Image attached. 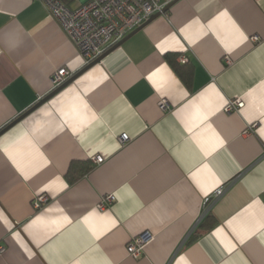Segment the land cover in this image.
Wrapping results in <instances>:
<instances>
[{
	"label": "crops",
	"instance_id": "1",
	"mask_svg": "<svg viewBox=\"0 0 264 264\" xmlns=\"http://www.w3.org/2000/svg\"><path fill=\"white\" fill-rule=\"evenodd\" d=\"M84 61L43 0H0V130ZM0 242V264H264V0H179L3 133Z\"/></svg>",
	"mask_w": 264,
	"mask_h": 264
},
{
	"label": "built area",
	"instance_id": "2",
	"mask_svg": "<svg viewBox=\"0 0 264 264\" xmlns=\"http://www.w3.org/2000/svg\"><path fill=\"white\" fill-rule=\"evenodd\" d=\"M60 27L66 32L76 47L84 56V66L91 63L109 48L117 44L129 33L142 26L151 16L161 12L170 0H43ZM73 4H76L73 5ZM258 40V36H253ZM187 61V58H183ZM76 72L66 67L58 68L53 75L52 91L65 83ZM165 106V101L162 102ZM244 106L241 98L232 99L225 107L226 112L239 111ZM129 139L122 134L120 140ZM94 162L102 163L105 156L97 154ZM225 188H219L212 195L211 202L221 197ZM115 196L109 194L104 201L113 202ZM206 200V204L209 200ZM48 201V196L39 194L34 199V207L40 208ZM207 212V211H206ZM201 219V218H200ZM200 221V220H199ZM198 221V222H199ZM153 236L145 232L132 238L127 244L128 254L140 258L146 245ZM7 250L5 243L0 242V256Z\"/></svg>",
	"mask_w": 264,
	"mask_h": 264
},
{
	"label": "water",
	"instance_id": "3",
	"mask_svg": "<svg viewBox=\"0 0 264 264\" xmlns=\"http://www.w3.org/2000/svg\"><path fill=\"white\" fill-rule=\"evenodd\" d=\"M179 0H172L170 1L165 8L161 11L158 12L156 14H154L153 16H151V18L145 22L142 26L138 27L137 29H135L134 31H132L131 33H129L126 37H124L121 41H119L117 44H115L114 46H112L111 48H109L105 53H103L100 57H98L97 59H95L94 61H92L91 63L87 64L86 66H84L82 69H80L79 71H77L72 77H70L65 83H63L61 86L57 87L55 90H53L52 92H50L47 96H45L44 98H42L41 100H39L34 106H32L30 109H28L26 112H24L23 114H21L20 116H18L14 121H12L10 124H8L7 126H5L2 130H0V136L5 133L8 129H10L12 126H14L16 123L20 122L22 119H24L27 115H29L30 113H32L34 110H36L38 107H40L42 104L46 103L47 101H49L54 95H56L57 93H59L62 89H64L66 86H68L70 83L74 82L79 76H81L83 73H85L87 70H89L90 68H92L93 66H95L96 64L100 63L103 61V59L109 55L112 51H114L115 49H117L118 47H120L126 40H128L130 37H132L134 34H136L137 32H139L140 30H142L145 26H147L150 22H152L153 20H155L156 18L160 17L163 14H166L167 11L175 4L177 3Z\"/></svg>",
	"mask_w": 264,
	"mask_h": 264
},
{
	"label": "trees",
	"instance_id": "4",
	"mask_svg": "<svg viewBox=\"0 0 264 264\" xmlns=\"http://www.w3.org/2000/svg\"><path fill=\"white\" fill-rule=\"evenodd\" d=\"M167 58H168L169 60H171V57H170V55H167Z\"/></svg>",
	"mask_w": 264,
	"mask_h": 264
},
{
	"label": "rangeland",
	"instance_id": "5",
	"mask_svg": "<svg viewBox=\"0 0 264 264\" xmlns=\"http://www.w3.org/2000/svg\"><path fill=\"white\" fill-rule=\"evenodd\" d=\"M76 6V5H75Z\"/></svg>",
	"mask_w": 264,
	"mask_h": 264
}]
</instances>
